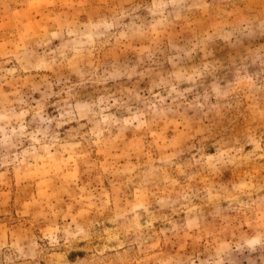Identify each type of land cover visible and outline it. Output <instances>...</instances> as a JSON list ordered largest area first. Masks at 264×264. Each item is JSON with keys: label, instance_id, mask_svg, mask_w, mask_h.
<instances>
[{"label": "rangeland", "instance_id": "374dc122", "mask_svg": "<svg viewBox=\"0 0 264 264\" xmlns=\"http://www.w3.org/2000/svg\"><path fill=\"white\" fill-rule=\"evenodd\" d=\"M0 264H264V0H0Z\"/></svg>", "mask_w": 264, "mask_h": 264}]
</instances>
